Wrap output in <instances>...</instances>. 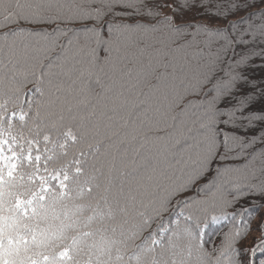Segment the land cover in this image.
Returning a JSON list of instances; mask_svg holds the SVG:
<instances>
[{"label":"snow or ice","instance_id":"snow-or-ice-1","mask_svg":"<svg viewBox=\"0 0 264 264\" xmlns=\"http://www.w3.org/2000/svg\"><path fill=\"white\" fill-rule=\"evenodd\" d=\"M256 68L264 0H0V264H264Z\"/></svg>","mask_w":264,"mask_h":264},{"label":"trees","instance_id":"trees-1","mask_svg":"<svg viewBox=\"0 0 264 264\" xmlns=\"http://www.w3.org/2000/svg\"><path fill=\"white\" fill-rule=\"evenodd\" d=\"M258 7H254L252 9H249V11H257ZM101 56H103V53H101ZM251 75L254 79L256 80H260L262 77H264V69H260V68H256L254 70H252ZM101 80L103 79V74H100ZM264 86V85H262ZM97 92L100 91V88L97 87L95 89ZM251 203L249 204V206H251L252 204H257L259 205V212L256 214L255 219L253 220V228L256 227V223L258 222L259 218L261 216H264V197L262 196H253L250 198ZM246 203V202H245ZM228 230V226L227 225H223V226H214V228H210L207 232V235L205 236V240L207 241L206 243V247L211 250V248L213 246H219L220 242H221V237L222 234L224 232H226ZM259 232H253L250 234L249 239L247 241L244 242V244L242 245V247H250L252 240L254 237L258 236ZM245 260H247V257H243Z\"/></svg>","mask_w":264,"mask_h":264}]
</instances>
